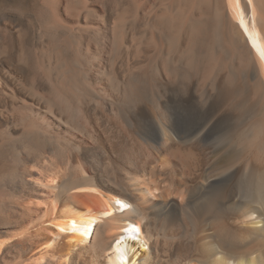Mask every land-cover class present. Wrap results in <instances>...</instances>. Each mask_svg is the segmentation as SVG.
Segmentation results:
<instances>
[{
  "label": "bare ground",
  "instance_id": "obj_1",
  "mask_svg": "<svg viewBox=\"0 0 264 264\" xmlns=\"http://www.w3.org/2000/svg\"><path fill=\"white\" fill-rule=\"evenodd\" d=\"M0 264H264V0L0 8Z\"/></svg>",
  "mask_w": 264,
  "mask_h": 264
},
{
  "label": "rangeland",
  "instance_id": "obj_2",
  "mask_svg": "<svg viewBox=\"0 0 264 264\" xmlns=\"http://www.w3.org/2000/svg\"><path fill=\"white\" fill-rule=\"evenodd\" d=\"M13 4H23L26 7L28 6L30 8V6H32L33 4V0H7V1L0 3V8L7 6V5H13Z\"/></svg>",
  "mask_w": 264,
  "mask_h": 264
}]
</instances>
